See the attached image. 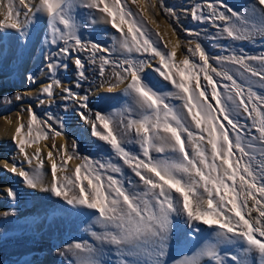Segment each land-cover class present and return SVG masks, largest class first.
<instances>
[{
	"label": "snow or ice",
	"instance_id": "1",
	"mask_svg": "<svg viewBox=\"0 0 264 264\" xmlns=\"http://www.w3.org/2000/svg\"><path fill=\"white\" fill-rule=\"evenodd\" d=\"M160 6L175 16L163 0ZM81 7L90 13L94 10L89 23L99 19L119 33L113 36L111 47L81 40L84 22L76 14ZM207 8L210 11L206 13L197 4L191 16L218 30L212 39L264 38V0H253L242 11L224 0H211ZM40 15L46 17L42 43L63 46L44 57L49 82L35 93L39 104L44 105L47 99L51 106L54 88H61L65 101L73 100L77 108L88 110L78 115L91 124L92 135L106 142L138 178H122L121 165L111 159L101 162L80 156L73 141L70 148L52 145L59 163L50 150L51 182L45 184L40 150L29 156L26 146L50 134L62 135L64 124L60 120L56 130L52 123L56 118L41 120L31 105L22 108L29 119L16 128L13 141L24 162L38 163L28 171L23 162L13 161L10 171L23 178L29 188L50 193L63 201L68 212L90 221L87 231L92 240L68 242L57 249L58 254L69 257V264H105L102 249L108 246L118 253L119 264H264V53L252 56L221 46L228 54L211 56L197 42L200 33L186 29L195 38L188 41L194 47H188L187 52L199 62L185 55L177 63L179 45L164 51L160 34L148 29L143 16L133 12L126 0H19V6L8 0L0 35L14 30L19 42L26 44ZM80 52L90 54L92 65L99 61L101 77L111 65L116 83L109 79L108 92L127 81L122 94L131 99L130 104L109 113H92L87 94L62 87L57 74L60 69L67 70L65 61L73 58V53L78 77L75 86L87 80ZM147 69L175 91H161L148 80ZM27 79L36 81L31 73ZM29 92L32 90L25 94ZM23 98L24 94L15 96L16 100ZM172 99L181 103L173 104ZM242 117L244 124L240 123ZM133 143L138 145L139 154L127 149L126 145ZM73 158L81 162L69 174L68 161ZM4 164L9 170L8 162ZM7 195L13 202L17 200L10 188ZM14 215V210L0 212V221ZM181 226L187 229V240L196 238L202 226L211 230L210 238L191 254L170 261L171 240ZM228 248L234 251H226Z\"/></svg>",
	"mask_w": 264,
	"mask_h": 264
},
{
	"label": "rangeland",
	"instance_id": "2",
	"mask_svg": "<svg viewBox=\"0 0 264 264\" xmlns=\"http://www.w3.org/2000/svg\"><path fill=\"white\" fill-rule=\"evenodd\" d=\"M198 1L197 0H163V5L166 6L167 8L173 9L175 12V16H172L171 14L166 16V13L162 11L160 6L161 0H136V3H133V0H126V3L133 12L140 13L143 16L144 23L147 25L148 29H151L153 32H158L160 34V36L162 37L160 47L164 51H171L172 47L179 45V47H177L176 54L182 52L183 55H188L189 59L193 60L194 62H196V60L197 62H199L198 57H191L190 53L187 52L188 46L194 47V44L189 45L188 41L193 40L195 38L191 36L187 31H185L186 29L191 30L192 32L200 33L202 37L199 36L197 42L201 43L202 46L211 56H218L221 54L226 55L228 53L222 52L221 46L218 47L216 46L212 48L208 42L209 37L204 38V35L216 36L218 33V30L215 27H213L211 23L197 22L192 18L190 10H192L195 5L197 4L203 5L204 3L207 4L211 2V0H202V2H198ZM248 1H252V2L249 3ZM224 3H227L235 10L242 11V9L244 10V8L247 6L248 3H249L248 7L251 6L253 0H224ZM147 6H152L153 10L155 11L154 15L157 18V20H155V23H153L154 19L151 17V15L149 16L147 14ZM142 9H144L143 12L141 11ZM93 13H90L89 10L82 7L76 10L77 16L83 22H86V19L88 21ZM96 15L98 16L99 14ZM150 17L152 19H150ZM176 17H178V19ZM82 27H84L83 28L84 33L81 32ZM82 27L79 35L81 40L84 41L85 43L96 42L104 46H106L109 43V45L106 47H111L113 44V39H112L113 36H117V37L119 36V33L116 32L115 29H113L111 32L112 35L108 37V35L105 33L108 32L107 28L109 26L102 25V27L99 28L95 27L96 29L93 28V30L91 29L88 32H86L87 31L86 27L88 29V22H86V24L84 23ZM172 35L174 36L176 42L171 40ZM212 37L209 40H212L214 42L215 41L221 42V40L227 39V38L212 39ZM29 39L30 36L28 38L27 43L30 41ZM105 41L108 42L105 43ZM226 41H233V40L227 39ZM253 42H255V44L250 42L249 45L247 43L244 47L241 45L239 46L230 43L229 46L223 45V48H227L228 50L235 51L237 53H241V50H243V54L252 55V56H259L261 53H264V38L259 37V39H256ZM26 44L22 43L20 51L18 52L17 55H15L16 61L13 64H16L17 62L20 61V58H22L23 50L25 49ZM165 44L167 45L166 48L164 47ZM44 46L45 48L42 47L41 49V54L38 56V58L34 60L35 61L34 67L28 73L25 72V74H20L17 68L15 70H12L14 69L15 66L17 67L18 63L17 65L12 64L10 67H6L5 65L6 57L5 55H0V125L2 119L4 117H9L10 115L17 114V116L21 120L29 119V115L27 111L22 112L21 109L22 108L26 109L29 105H31L34 111L36 112L37 116L41 120H47L49 116L56 118L54 121H52L53 127L56 128V130H59V121L60 120L63 121L64 128L62 135L54 136L50 134L47 139H43L44 142L49 144V146H50L49 142L55 141L57 138L63 139V145H67L69 148L71 147L72 142L75 141L78 144L77 152L80 154V156H88L95 160H99L101 162L108 161L111 158L102 156L101 154L103 153L99 152L100 151V148H98L99 139L92 135L91 124L82 120L78 115L80 111H84L87 114L88 112L87 109L77 108L76 106L77 102H74L73 100L65 101L60 95L61 88H54V93L56 95H55V99L51 102V106H48L47 99L44 105L39 104V101L35 93L43 86H46V84L49 82L46 75L47 73L46 63L44 62L41 65L39 64V60L41 58L40 56L56 52L58 47H62L63 45L62 44L58 46L50 45L49 47L48 45H44ZM46 46L48 47L47 48L48 50L46 49ZM101 54L107 55L106 53H97V55H101ZM75 55L76 53H73V58H69L65 61L68 64L67 70L60 69L57 74L58 78L62 81V87H72V90L74 92L80 93V95L87 94L89 97L88 108L91 109L92 112L103 111L102 113H109L113 109H120L123 108L126 104L131 103V99L125 96L119 99H113L111 101L105 100V96L107 95V93H109L107 92L109 87V79L112 83L115 78L113 76L112 67L111 65L106 66L105 76L101 77L98 72L99 61H97L96 65H92L90 62H88L90 55L88 52L79 53L81 58L85 61V69H86L85 74L87 76V80L81 81V86L77 88L75 86V83L78 79L77 70L74 64ZM145 57H147V54H145ZM145 57H141V58H145ZM175 60L177 63H179L180 61V60L177 61L176 57ZM212 63L214 64V62ZM156 64L158 65V62ZM42 69L43 71H41ZM146 71L148 73L147 75L148 80L151 81L153 84H155L160 90L163 89L162 88L163 83L161 80L159 81L158 74L152 72L151 69H147ZM29 73L35 76L36 78L35 83H32L27 79V74ZM216 79L219 80L220 78L217 77ZM220 82L224 83V81H220ZM99 88H102L103 90L98 94V96H101L102 98L98 97L97 102L93 103L94 101H91L90 94L95 90H99ZM27 89H31L32 92L25 94ZM256 90L260 91L259 88H257ZM17 94H24V98L22 100H16L15 96ZM21 123H23V121H21ZM240 123L244 124L245 119H242ZM69 127L72 129H69ZM88 136H90V139L88 138ZM126 147L128 150H130V152L133 153L139 151L138 145L134 143L128 144L126 145ZM49 150L53 151L51 147H49ZM0 152H2L1 148H0ZM55 153L56 150L53 151V158L58 159ZM72 160L75 161L76 165L81 162L78 158H73ZM57 162L59 163V159L57 160ZM113 162L120 164L122 168L124 167L126 169H129L126 165H123L122 162L118 159ZM76 165H71V160L68 161L69 174L71 173L72 170H74L71 168H75ZM59 174L60 173L58 172V175ZM133 176L134 175L124 176L122 178L133 179V180L138 179ZM55 199L57 200V206L59 209L58 211L50 212L49 215L50 219H48L49 222L47 221V225L44 228H42V231L39 235L34 233L29 236L28 234L25 237L26 239L25 240V239H21L20 234L15 233L11 235L14 236L13 239H7L0 244V264H67L62 258L63 256L59 255L56 249L62 248L66 243L74 240L90 241V239H92L87 230L85 232L80 231L82 228H84L85 217L68 212L66 210V206L63 204V201L56 197ZM203 227L204 226H202V228ZM50 229L54 230V232L52 231L53 232L52 234L50 233ZM184 229L186 228L182 226L178 227L177 231L174 233L175 237L184 238L185 237L183 235ZM86 235L90 236V239ZM195 244L196 242H194V245ZM51 253L61 258L55 260L56 256L54 257L51 256Z\"/></svg>",
	"mask_w": 264,
	"mask_h": 264
},
{
	"label": "bare ground",
	"instance_id": "3",
	"mask_svg": "<svg viewBox=\"0 0 264 264\" xmlns=\"http://www.w3.org/2000/svg\"><path fill=\"white\" fill-rule=\"evenodd\" d=\"M7 2H8V0H0V21H2L4 19V15L6 13ZM198 2H202V0H199ZM248 2L251 3L252 1H248ZM13 3L16 6H19V0H13ZM248 4L244 8V10L246 8H248ZM202 7L204 8V11L206 13L209 11V9L207 8V4L204 3L202 5ZM21 10L23 11L24 9H21ZM190 11H192V10H190ZM147 14L149 16L151 15V17L154 19V21L157 20L156 16L154 15L155 11L153 10L152 6H147ZM167 15H169V14L166 13V16ZM162 16H163V13H162ZM151 17H150V19H152ZM90 19L88 21L86 19V22H88V29L86 27V30H87L86 32L90 31L91 29L93 30V28H95V27L99 28V27H102V25H104V26H109L107 28L108 32L105 34H107L108 37L110 35H112L111 32H112L113 28L110 26V24H106V23L100 21L99 19H97L96 23H89ZM86 22H84V23L86 24ZM217 23L222 24L223 22L218 21ZM83 28L84 27H82V30H81L82 33H84ZM125 30H126V26H125ZM45 34H46V17L43 15L37 16L36 22L32 25L30 39H29L30 41L26 44V47L23 50L22 58H20V61L17 62L18 65H17V63L16 64H13V63L16 61L15 55H17L18 52L20 51L22 43H20L18 38L15 36L14 30H8V34L0 35V48H2V55H5V57H6V61H5L6 67H10L12 64L17 65V67L13 66L14 69H12V70H15L17 68V70L19 71L20 74H25V72L28 73L34 67V65H35L34 60L36 58H38V56L41 54L42 47L45 48V46H44L45 44L42 43V37ZM212 36H215V35H207V36L204 35V38L209 37V39H210ZM259 37L260 36H257L253 40H245V41H226L227 39H225V40L223 39L224 41L221 40V42H218V41L214 42V41L208 39V42L212 48L216 47V46L217 47L223 46V45L229 46L230 43H233L234 45H239V46L241 45L244 47L247 43L249 45L250 42L255 44V42H253V41L256 39H259ZM171 40L175 41V38L173 35H172ZM107 42L108 41H105V43H107ZM108 45H109V43L106 46H108ZM49 46L50 45H48V47ZM48 47L46 46V49ZM11 55H12V57H11ZM184 56L185 55H183L182 52L177 53L176 54L177 61H179V60L182 61L184 59ZM40 57L41 58L39 60V64L41 65L42 63L45 62V60H44L45 55L40 56ZM157 62H158V58H156V63ZM196 62H197V60H196ZM147 75H148V73H147ZM158 79H159V81L161 80L162 83L164 84V85L162 84L163 89H161V91H163V92H174L175 91V88L169 82L163 81L162 78H160V77ZM112 83H116L115 78H114ZM202 83H206V82H204L202 80ZM125 84H126V81H125V83L120 84L119 87L115 88V90L113 92L107 93V95L105 96V100L111 101L113 99H119V98L123 97L124 95L122 94V90L125 87ZM102 91H103L102 88H99V90H95L94 92H92L90 94V99H91V101H94L93 103L97 102L98 97H101V96H98V94H99V92H102ZM107 92H108V90H107ZM171 103L179 105L181 103V101L176 100V99H172ZM101 112H103V111H101ZM242 119H244V118L242 117L240 119V121ZM21 121H23L24 124H27L28 119L21 120L17 116V114H15V115H10L9 117H4L2 119L1 125H0V148L2 151V152H0V181H1L0 182V212H3L5 210H14V212H15L14 216H10L7 220L0 221V244L7 239H13L14 236H11V235L15 234V233L20 234L21 239H25V237L28 234H29V236L34 234V233L39 235L42 231V228H44L47 225V221L49 222L48 219H50L49 218L50 212L58 211V209H59L57 206V200L55 199L54 196H52L48 192L40 191L39 188L36 190L29 188L26 185V183L24 182L23 178H21L18 174H13L10 171V168H11L13 161L23 162V164H22L23 168L25 170H28V171H31L32 168H35L37 166V163H38L36 160H33L31 165L24 162L23 154L19 153L18 146L13 141L15 130L21 124ZM69 129H72V128L69 127ZM74 133H76V132H74ZM76 134H78V133H76ZM88 138L90 139V136H88ZM49 143H50V146H49V144L44 142L43 139H41L39 142L32 143L31 146H26V152L28 153L29 156H32L37 151V149L40 150L41 158L44 159V161H45L44 168L41 170L43 172V180H44L45 184H50V182H51V169H50L51 160L47 159V154L50 151L49 147L52 148V145L55 144L56 149L60 148V146L63 145V139L57 138L55 141H50ZM98 148H100L99 152L103 153V154H101L102 156L110 157L112 161L117 160L116 156L114 155V153L110 149V146L107 145L106 142L99 140ZM56 149L52 148L53 151ZM139 152H140V149H139V151L134 152V153L139 154ZM5 161L8 162L7 168L9 170L5 169V164H4ZM71 165H76L74 160H71ZM71 169H74V168H71ZM19 170L20 169L18 167V171ZM122 170L124 173L123 177L133 175L131 173L130 169H126L123 167ZM9 188L14 190L15 193L17 194V200L14 202L12 200H10V198L7 195V189H9ZM249 204L251 205V201H249ZM253 215H256V213L253 212ZM89 223H90V221L85 217L84 228H82L80 231L85 232L87 230ZM52 231L54 232L53 229L52 230L50 229L51 234L53 233ZM186 231H187V229L183 230V235ZM210 232H211V230L208 229L206 226H204L202 228V231L196 235V238L191 239V240H187V239H185V237L184 238L175 237V235H173V238L171 240L170 253H169L168 259L171 261L174 258H180L183 255L191 254L205 240L210 238ZM88 235H86V236L90 239V236H88ZM91 240L92 239H90V241ZM194 242H196L195 245H194ZM225 250L226 251H234V249H231V248H228ZM102 253H103L102 259L105 262V264H119V255L115 251L114 248L104 246L102 249ZM51 256H53V257L56 256L55 260H58V258L59 259L61 258V257H57V255H55L53 253H51ZM62 258L67 264H69V259H70L69 257L63 256Z\"/></svg>",
	"mask_w": 264,
	"mask_h": 264
}]
</instances>
